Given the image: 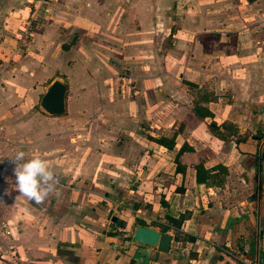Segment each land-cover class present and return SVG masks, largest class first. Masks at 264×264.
Returning a JSON list of instances; mask_svg holds the SVG:
<instances>
[{
    "label": "crops",
    "instance_id": "0c3cea01",
    "mask_svg": "<svg viewBox=\"0 0 264 264\" xmlns=\"http://www.w3.org/2000/svg\"><path fill=\"white\" fill-rule=\"evenodd\" d=\"M59 77L67 111L51 116ZM20 150L48 159L59 199L19 196L4 160ZM180 214L167 253L128 237ZM259 260L264 0H0V264Z\"/></svg>",
    "mask_w": 264,
    "mask_h": 264
},
{
    "label": "clouds",
    "instance_id": "9594fccd",
    "mask_svg": "<svg viewBox=\"0 0 264 264\" xmlns=\"http://www.w3.org/2000/svg\"><path fill=\"white\" fill-rule=\"evenodd\" d=\"M25 156V151L20 150L10 159L15 165L13 169L15 190L20 193L19 196L26 197L36 205L45 204L51 197L59 199L61 196L57 187L59 181L48 159L36 154L25 160ZM4 195H10L9 190H5Z\"/></svg>",
    "mask_w": 264,
    "mask_h": 264
},
{
    "label": "water",
    "instance_id": "95a60500",
    "mask_svg": "<svg viewBox=\"0 0 264 264\" xmlns=\"http://www.w3.org/2000/svg\"><path fill=\"white\" fill-rule=\"evenodd\" d=\"M68 94V83L63 78H56L47 88L46 93L40 101L42 110L51 116H62L66 114V98ZM116 218H114V221ZM131 240L134 243L156 247L161 253H167L172 243V235L162 233L155 228L138 225L136 226Z\"/></svg>",
    "mask_w": 264,
    "mask_h": 264
},
{
    "label": "trees",
    "instance_id": "16d2710c",
    "mask_svg": "<svg viewBox=\"0 0 264 264\" xmlns=\"http://www.w3.org/2000/svg\"><path fill=\"white\" fill-rule=\"evenodd\" d=\"M196 113L199 116H202V113L200 112V110L197 108L196 109ZM211 130L217 129V126L215 123H211L210 125ZM160 144H162L163 146L167 147V148H172L174 146V142L172 141H166L165 139H160L158 140ZM196 169V179L198 183H202L205 182V180L208 178L209 176V172L207 170H205L204 166L202 164H199L195 167ZM183 167L181 166V164L178 162L177 164V171H181L182 172ZM167 219L169 221V225L167 226H163L161 228V232L162 233H166L169 230H174V238L176 241L181 240L182 238L186 237L182 234L181 232V227L183 222L186 220V217L184 214H180L178 218H175L173 216L167 215ZM136 222L138 225H147L143 220L137 218ZM117 226H119L122 229H125L126 224L124 221L122 220H117L116 222ZM113 235H117L115 232L113 233ZM187 239H189L190 241H194L195 238L193 237H187Z\"/></svg>",
    "mask_w": 264,
    "mask_h": 264
},
{
    "label": "rangeland",
    "instance_id": "374dc122",
    "mask_svg": "<svg viewBox=\"0 0 264 264\" xmlns=\"http://www.w3.org/2000/svg\"><path fill=\"white\" fill-rule=\"evenodd\" d=\"M231 7H229V8H238L237 6H238V3H235L234 5H230ZM228 8V9H229ZM238 10V9H237ZM133 232H134V227L132 228V230H131V232L129 233V238L131 239L132 238V236H133ZM117 235H120L121 236V232L118 234L117 233ZM123 236V235H122ZM123 237H125V236H123ZM125 238H127V237H125Z\"/></svg>",
    "mask_w": 264,
    "mask_h": 264
},
{
    "label": "built area",
    "instance_id": "2783aa9c",
    "mask_svg": "<svg viewBox=\"0 0 264 264\" xmlns=\"http://www.w3.org/2000/svg\"><path fill=\"white\" fill-rule=\"evenodd\" d=\"M4 161H5V163H11L10 159H5ZM57 179H58V178H57ZM58 181H59V179H58ZM252 264H262V262H261V260H259V261H255V262L252 263Z\"/></svg>",
    "mask_w": 264,
    "mask_h": 264
}]
</instances>
